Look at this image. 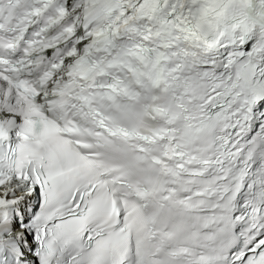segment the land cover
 Wrapping results in <instances>:
<instances>
[{"label":"snow or ice","instance_id":"obj_1","mask_svg":"<svg viewBox=\"0 0 264 264\" xmlns=\"http://www.w3.org/2000/svg\"><path fill=\"white\" fill-rule=\"evenodd\" d=\"M0 264H264V0H0Z\"/></svg>","mask_w":264,"mask_h":264}]
</instances>
